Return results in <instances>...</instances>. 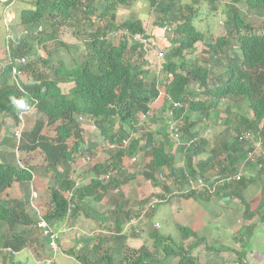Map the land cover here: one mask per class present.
<instances>
[{
  "label": "trees",
  "instance_id": "obj_1",
  "mask_svg": "<svg viewBox=\"0 0 264 264\" xmlns=\"http://www.w3.org/2000/svg\"><path fill=\"white\" fill-rule=\"evenodd\" d=\"M191 1L198 10L206 4V14L217 11L219 4L225 5L224 0ZM149 2L157 14L154 24L160 29L169 26L174 34L171 39L160 35L165 37L160 40L147 34L138 19L116 22L117 7L130 6L132 0H33L29 8L21 10L14 26L15 37L4 48L6 59L0 63V264H5L6 257L12 259L15 253L28 248V244H36L33 225L37 213L30 207L34 173L49 177L54 202V211L46 217L49 224L59 226L68 215L71 225L79 226L83 236L77 234L72 246L78 248L77 259L82 264H169L174 260L176 264H201L203 261L200 263V257L192 251L200 245L211 251L204 237L185 227L181 229L182 243L176 244L159 236L151 221L145 229L140 225L131 229V234L146 230L147 237L153 240L151 249L121 245L116 258L109 252L99 255L108 240L110 243L122 233L125 221L133 213L144 211L151 197H158L160 203L179 198L201 202L209 219L226 205L231 208L238 204L243 225L231 238L241 251L233 252L232 264H248L246 251L252 252L255 226L264 223V0H231L226 5L225 34L214 41L211 34L204 37L197 29L194 20L198 13L194 14L192 5L181 7L176 0ZM249 16L261 21H247ZM64 35L79 39L83 49L63 41ZM137 35L139 40L134 38ZM149 39L147 49L143 42ZM31 40L53 41L57 48L40 53L34 50ZM163 41L167 46L162 53L164 81L152 75L155 64L146 66L151 62L153 45L164 44ZM196 44L201 46L199 55L187 58V54L196 53ZM61 47L66 52L58 49ZM20 59H25V63ZM12 68L20 75L14 76ZM22 74L29 76V81L22 80ZM161 84L165 95L162 110L170 115L161 119L157 128L147 123L143 129L137 117L150 112ZM27 104L46 117V125L61 123L55 126L56 137L52 140L50 134H41L45 125L42 120L24 131L18 150H40L43 160L39 166L23 168L17 164L15 145L5 138L3 117L12 124L18 123V114ZM212 115L224 121L234 118L236 133L233 135L224 126L211 138L207 129ZM80 116L90 117L100 134L117 147L108 151L106 163H93L89 172L81 171L77 184L72 164L87 152L86 131L77 121ZM137 131L143 134L133 137ZM175 131L178 136L173 139ZM72 138L74 142L68 147L67 141ZM123 141L128 142L127 146L123 147ZM258 141L262 150L257 149L255 161L246 159V153L255 150L251 144ZM135 155L140 157L137 172L152 188H161L160 193L152 192L141 200L123 196L122 185L136 178V174H127L122 163L124 158ZM108 172L114 177L106 179V183L99 181ZM169 177L174 179L173 188L166 183ZM197 179L202 186L192 187ZM14 186L19 197L8 194ZM109 189H116V194L107 196ZM251 190L259 191L261 196L254 209L249 202ZM59 191L72 192V199L66 202ZM105 196L114 207L109 210V235L91 239L89 248L87 234L84 235L88 226L77 223L80 219H88L89 225L98 220L105 223L108 215L99 219L97 211L94 216L89 214L92 209L88 210ZM77 215L81 217L78 219ZM216 251L231 252L227 247ZM89 253L95 255L94 261H89ZM35 258L41 263L48 259Z\"/></svg>",
  "mask_w": 264,
  "mask_h": 264
},
{
  "label": "rangeland",
  "instance_id": "obj_2",
  "mask_svg": "<svg viewBox=\"0 0 264 264\" xmlns=\"http://www.w3.org/2000/svg\"><path fill=\"white\" fill-rule=\"evenodd\" d=\"M33 0H0V63L2 61H5L6 54L4 52V48L9 46L11 42L13 41L15 34H14V26L16 23H18L19 15L22 9L29 8L30 2ZM223 1V0H222ZM179 6L183 7L184 5H192V8L194 9V14L198 13L196 15V18L194 20V24L197 26V29L202 31L204 34V37H207L211 34L212 41H214L215 38L223 36L225 34L224 29V22L226 20L225 17V11H226V5H228L231 0H224L223 3L225 5H217L218 10L217 11H210V13H207L208 6L206 4H201L198 8L194 4H192L191 0H176ZM239 6V5H238ZM243 9V7H241ZM209 11V10H208ZM128 19H138L141 20L142 25L146 31V33L153 35L156 28V25L154 22L157 20V14L153 11L152 6L150 5L149 0H132V3L130 6H119L116 9V22L120 23ZM249 19L258 20L260 19L255 18L254 16H249L247 18V21ZM223 22V23H222ZM86 22L85 24H87ZM104 22L101 23V25ZM245 23V22H244ZM89 28V27H88ZM157 30V29H156ZM210 31V33H209ZM241 31L244 32L242 29ZM18 33H20L18 31ZM167 38L171 39L174 34L173 31L165 35ZM155 39V38H154ZM66 43H71L73 45H77L82 50L83 45L80 43V40L77 38H69V36L64 35V39ZM31 42L34 50L37 52L47 53V50H52L53 48H57V46H54L53 41H43L42 43H36V40L29 41ZM164 44L153 45V50L150 54L151 62H148L146 66L150 68V66L155 64V67H153L155 70L156 78L164 81L165 75L162 73L161 65L164 62V58H162L163 50L165 51V41H163ZM168 45V44H167ZM77 47V49H78ZM201 46L200 44H196V53L194 55L187 54V58H193L195 55H199L198 51L200 50ZM60 50H63L66 52L64 48H58ZM138 51V50H137ZM131 50H128L127 54L129 55ZM157 56V57H156ZM22 80L29 81L30 77L22 74L21 75ZM158 90L160 92L158 98L154 100L150 104V111L151 116H149V119H146L141 126H144L143 129H145L147 126L145 124H151V128H157L159 124L161 123V119H168L169 113L164 112L162 110L163 105V97L164 95V87L163 85L158 86ZM224 105L221 106L223 108ZM237 112V111H234ZM153 117V118H152ZM213 118L210 119L208 123V132L207 134L212 138L215 136V133L222 130L224 126H228L230 129V133L233 135L237 131V123L234 118L226 119L225 121L221 118H215L214 115H212ZM1 118V116H0ZM5 121L4 129L7 131L6 134L9 136H12L13 128L17 124H12L10 122V119L8 117H3ZM43 120L44 123L46 122V119L42 115H38L37 113H29L24 116V126L26 128L30 127V125L34 124L37 120ZM150 119H153L155 122H151ZM146 122V123H145ZM55 125L49 126L44 125L43 127V133L51 134L55 132ZM144 124V125H143ZM235 130V131H234ZM10 131V134L9 132ZM142 131V130H141ZM137 131V134H135L133 137L137 136L140 137L143 132ZM141 133V134H140ZM3 132L0 133V137H3ZM11 138V137H9ZM160 138V137H158ZM249 138V137H248ZM251 139V137H250ZM74 142V138L69 139L67 141L68 147L72 146V143ZM128 142H125L123 146H127ZM7 149V148H6ZM41 151L35 150L32 152L25 151L24 153H20V162L23 164L32 163L33 165L39 166L42 162L43 156L40 153ZM23 157H22V156ZM25 158V159H24ZM92 159L91 163H78L74 164L72 166L73 169V178H76L78 181H80L79 174L83 170V172L89 171V166L92 167L93 163L95 164L98 159ZM140 157H136V161H139ZM129 159L124 158L125 163V172L127 174H136V178L128 180L122 185V192L124 197H131L133 199H144L145 197L149 196L150 193H160V189H154L149 185V182L143 180L137 172V164L131 165L129 164ZM179 159V158H178ZM177 159V160H178ZM135 161V162H136ZM83 165V166H82ZM141 165V164H140ZM139 169V168H138ZM82 172V173H83ZM86 174L85 176H87ZM48 176H42L38 175L37 173H34V180L37 192L39 194V210L40 214L43 216L44 219L54 211V202L53 200V191L50 187V184L47 179ZM112 178V177H110ZM167 181V185L171 186L173 188L172 182L174 181L173 177H169ZM253 195L250 196L249 202L251 204V207L254 209L257 206V203L260 199V192L257 190H251ZM112 194L114 193L113 190H111ZM8 194L11 197H19L20 193L17 188V186H14L11 188V190L8 191ZM60 194V193H59ZM250 195V194H249ZM60 197H62L67 202V197L64 193L60 194ZM75 203V202H74ZM172 201L169 200V202H161L157 205L154 212L147 211L145 215H143V212L140 214L133 213V219H136L134 225H140L142 227H145L146 224L151 220V222H155L154 224L156 229V233L159 236L168 237L171 241L175 242L176 244H181L183 239V233L181 231L182 228H185L186 226L190 225L192 222V219H190L189 216L183 214L181 210H175V207L171 206ZM238 205V204H237ZM237 205H231V208L226 205L225 209H222L220 213L217 211L216 215L219 218L216 223H220L222 226H219L224 231L221 232L220 229L218 230H209L205 236H207L206 239V246L212 248L211 252H203L201 250H196L195 255L200 257V263L204 264L207 262V264H232V260L235 258L233 252H217L216 250H220L222 247H229L233 249L234 252H240L241 247L238 246L235 241H231L230 239V232H234L236 229H238L241 225H243L242 219L239 217V209L236 208ZM106 199L101 200V202L98 205H93V209L98 212V218L99 219H105L104 216L108 215V219H105V223L102 224L101 220L98 221H91L93 225L89 226L87 231L84 229V235L87 234L88 240L87 245L90 248L92 246L91 239L98 238L100 234L107 233L109 235V213L106 214ZM218 207V206H217ZM264 208V207H263ZM91 207L88 209L90 210ZM218 209H221L218 207ZM231 209V210H230ZM95 211L90 210L89 214L95 216ZM81 212V210H80ZM110 212V211H109ZM212 213L213 210L211 211ZM143 215V216H140ZM78 219L81 217L80 215H77ZM140 216V217H139ZM94 218V217H93ZM152 218V219H151ZM70 216H65L63 224L57 226L56 232L65 229L64 233H61L59 236V239L57 240V248L55 252L49 247V241L45 239L42 236V233L40 230H34V236L36 237V244H28V248L23 250L20 253H17L15 256L11 258L6 257L5 264H46L36 261L35 255L40 256L41 258H48L49 261L48 264H82L80 260L78 261L77 256H79L78 248H74L72 245L74 244L75 239L77 238V234L83 236V234L80 233V229L76 225H71ZM90 221L88 219H80L77 224L85 225L89 223ZM90 223V224H91ZM101 223V224H100ZM219 225V224H218ZM55 229L54 225H52ZM63 226V227H62ZM1 227V226H0ZM133 229V228H131ZM131 229H124L122 230V233L117 236V238L114 241L109 240L106 242V244L103 245L101 250L99 251V255L102 256L104 253H111L113 257L116 258V252H118V247L122 245V247H129L132 249H138L141 246L146 247L147 249H151L153 240L148 238L146 233H137L136 237L135 235L131 234ZM112 232V231H111ZM199 237L203 235V233H199ZM102 237V236H101ZM219 237V238H218ZM109 239V238H108ZM188 245V242H186ZM203 245H200L202 247ZM73 247V248H72ZM69 249H72V252H70ZM250 249L252 252H248L250 250H247L246 258L248 260V264H264V223H259L255 226L254 232H253V238L250 244ZM109 250V251H108ZM90 251V250H89ZM107 251V252H106ZM201 252V255H199ZM0 257L2 255V252L0 251ZM208 253V254H207ZM204 256H207L208 258L205 259ZM80 257L82 258V254H80ZM1 259V258H0ZM89 261H94L95 255L92 253H89L88 255ZM13 262V263H12ZM176 261L174 260L172 263L169 264H176ZM95 264H105L102 261L96 262Z\"/></svg>",
  "mask_w": 264,
  "mask_h": 264
},
{
  "label": "clouds",
  "instance_id": "obj_3",
  "mask_svg": "<svg viewBox=\"0 0 264 264\" xmlns=\"http://www.w3.org/2000/svg\"><path fill=\"white\" fill-rule=\"evenodd\" d=\"M157 1H163V0H157ZM165 1H167V0H165ZM157 29V28H156ZM155 29V31H154V34L153 35H151V36H154L155 38H157V39H160V40H164V38L166 37L165 35L166 34H168V33H170L171 32V30L169 29V26H165V27H162L161 29L160 28H158L157 30ZM160 31V33H159V31ZM148 34V33H147ZM160 35H164L165 37L163 38V37H161ZM137 36H139V35H137ZM137 36L136 37H134L135 38V40H139V38H137ZM149 41H151V39H149V40H147V41H144L143 43H144V47L145 48H149L150 47V44H149ZM153 43V42H152ZM151 54V53H150ZM150 54H149V56H150ZM157 57V56H156ZM19 62H21V63H25V59H20L19 60ZM12 73H13V75L14 76H16V75H20V74H18V72H16V69L15 68H12ZM64 85L65 84H63L62 85V87L64 88ZM31 114V113H37L36 112V107H34L33 105H29V104H27V105H25L24 106V108L21 110V112L18 114V123H16L17 125L13 128V131H12V136H9V135H7L5 138H8V139H10L11 141H12V143L15 145V147H14V150H15V154H16V156L18 157V165L20 166V167H23V168H26V166H31V165H33L32 163H28L29 165H27V164H23V163H21L20 162V153H24L26 150H18V145H19V143L20 142H22L23 143V141H24V137H23V133H24V131H26V130H30V129H33V126H34V124L36 123V122H34V124H32V125H30V127H28V128H26V126H24V116L27 114ZM149 116H151V111L149 112V113H146V114H144V113H142V114H139L138 115V117H137V119L140 121V124H142L144 121H146V119H149ZM44 117V116H43ZM45 119H46V117H44ZM40 120V119H39ZM43 121V120H42ZM77 121H79L80 122V128L81 129H83V130H85L86 131V137H85V139H84V146L86 147V149H87V152H86V154L85 155H83V156H81L80 157V160L77 162V163H74V164H78V163H86V162H88L89 164L91 163V161H92V159H95V157H97L96 159H98V161L97 162H99V163H106V160L109 158V156H108V151L109 150H111V149H113V148H115V147H117V144H115V143H113V144H109V142L104 138V136H102L101 134H100V132H99V128H97L96 126H95V124H94V122H92L93 120H91V122H90V117H88V116H80V117H78L77 118ZM46 122H47V120H46ZM46 122H45V125H46ZM57 125H59L60 123H61V121H57ZM114 131H116V129H114ZM9 134H10V131H9ZM41 134H44L43 133V130H42V132H41ZM178 135H177V133H176V131H175V133H173V135L171 136L173 139H176V137H177ZM9 137H11V138H9ZM56 137V130H55V132H54V135H53V133H51L50 134V138H51V140L52 139H54ZM126 141H123L122 143H123V145H124V143H125ZM123 147H125V146H123ZM40 151V150H39ZM22 156V155H21ZM23 157V156H22ZM136 157L138 158V156H130V159H129V164H131V165H135V164H137L138 163V161H136ZM25 159V158H24ZM43 160V159H42ZM136 161V162H135ZM96 162V163H97ZM74 164H72V166L74 165ZM83 166V165H82ZM122 166H123V168L125 169V163L123 162L122 163ZM90 169H91V167L89 166V171H90ZM83 171V170H82ZM88 171V172H89ZM72 172H73V169H72ZM86 172V171H85ZM34 173V172H33ZM84 173V172H83ZM33 176H32V180L30 181V195H31V197H30V207L34 210V212H36L37 213V219L35 220V225H33V226H36V229L37 230H40L38 227H37V221H38V219L39 218H41V219H43L47 224H48V226L57 234V239L55 240V249H53L51 246H50V238L49 237H47V236H45V235H43V233H42V231H41V233H42V236L44 237V238H47L48 239V241H49V247L53 250V252H55V250H56V248H57V240L59 239V236H60V234L61 233H64L65 232V229L63 228V229H61V230H59V231H57L56 232V229H57V226L56 225H54V227H55V229L53 228V226L51 225V224H49V222L46 220V219H44L43 218V216L40 214L41 212H40V210H39V208L38 207H40L39 206V202L37 201V200H39V194H38V192H37V189H36V185H35V180H34V174H32ZM38 175H41V174H39L38 173ZM43 176V175H42ZM87 177V176H86ZM109 177H114V175L112 174V173H110L109 174V172L106 174V175H104V176H100L99 177V181H103V182H105L106 183V179H109ZM47 178H49V177H47ZM74 180H77L76 178H74ZM198 180H200V179H197L194 183H193V186L192 187H194V185H196L197 184V181ZM80 183V181H78L77 180V184H79ZM203 184V183H202ZM202 186V185H201ZM195 187H199L198 185L197 186H195ZM121 190H122V187H121ZM114 191V193H115V191H116V189L115 190H113ZM109 192L112 194V192H111V190L109 189V190H107L106 191V193H107V196H109ZM33 193H35L36 194V197L35 198H33ZM59 193L61 194V193H64L65 195H66V197H67V202H69L71 199H72V196H73V193L72 192H61V191H59ZM123 193V192H122ZM107 196H105L104 198H102V200L103 199H106V197ZM152 198H156V199H158V197H151L150 198V200L152 199ZM150 200H149V202H150ZM74 201H75V199H74ZM101 202V201H100ZM148 202V203H149ZM158 203H160V200L158 199V202L155 204V205H157ZM147 205V204H146ZM155 205L152 207V208H154L155 207ZM152 208H148L147 210H144L143 211V215H145V213L147 212V211H150V210H152ZM142 213V212H141ZM143 215H140V216H143ZM139 216V217H140ZM152 219V218H151ZM129 221H132L131 222V224H129L128 222ZM135 221H136V219H133V217H131L129 220H127V221H125V223H124V229H131V228H133L132 226L135 224ZM151 221V220H150ZM149 221V222H150ZM63 227V226H62ZM144 229H145V227H144ZM135 233H138V231L136 230V232H133V235H135ZM232 241V240H231ZM225 247V246H224ZM224 247H222V248H224ZM204 248V245L202 246V247H198L197 249H195V250H193L192 251V254L194 255V256H197V255H195V251L196 250H201V251H205V252H208V251H206V249L204 250L203 249ZM207 248H210V247H207ZM222 248L220 249V250H222ZM210 249H212V248H210ZM228 249L231 251V252H234L233 251V249H231V248H229L228 247ZM25 250V249H24ZM1 251V250H0ZM212 251V250H211ZM210 251V252H211ZM219 251V250H218ZM2 252V251H1ZM22 252V251H21ZM18 253H20V252H18ZM1 254V253H0ZM17 253H15L13 256H15ZM199 255H201V252H200V254ZM48 260L47 261H45V262H42V263H46V264H48ZM13 263V262H12Z\"/></svg>",
  "mask_w": 264,
  "mask_h": 264
},
{
  "label": "crops",
  "instance_id": "obj_4",
  "mask_svg": "<svg viewBox=\"0 0 264 264\" xmlns=\"http://www.w3.org/2000/svg\"><path fill=\"white\" fill-rule=\"evenodd\" d=\"M127 198L133 199L129 196ZM106 203H107V206H106L105 210H106V214H107V213H109V210L114 209V207L108 204L107 198H106ZM98 204L99 203H97L95 205H98ZM171 206L175 207V210H181L183 212V214L189 216L190 219H192V222L190 223V225H188L186 227L192 228L194 231H196L198 236H200L199 233H203V235L201 237L205 238V242L207 239V236H205V234H207L209 232V230L213 231V230L220 229L221 232L224 231V228H223V230L221 228H219V226H222V225L220 223H216L219 219L216 215L212 219H209V217H208L209 214H208L207 210H205L203 208L204 206L201 202L197 203L196 201H194L192 199L179 198V199L173 201ZM91 209L94 210L93 207H91ZM153 223L156 224L154 221H153ZM85 225H87L89 227L92 224H90V225L85 224ZM77 227L79 228V226H77ZM143 232L146 233V230L145 231L143 230ZM230 233L232 234L233 232H230ZM136 234L137 233H135V237H136ZM231 234H230V239L232 240Z\"/></svg>",
  "mask_w": 264,
  "mask_h": 264
},
{
  "label": "built area",
  "instance_id": "obj_5",
  "mask_svg": "<svg viewBox=\"0 0 264 264\" xmlns=\"http://www.w3.org/2000/svg\"><path fill=\"white\" fill-rule=\"evenodd\" d=\"M137 38H139V36H137ZM245 137V136H244ZM247 138V137H245ZM254 147V151H248L246 153V159H251L253 161H255V156H256V151L257 149H261V142H254L253 144H251ZM262 150V149H261ZM260 150V152H261ZM262 154H264L263 150H262ZM201 186L202 185V181L198 180L197 184L194 186ZM36 197V194L33 193V198ZM158 202V199L156 198H152L150 200V202L144 206V210H147L148 208H152L156 203ZM132 221H129L128 223L131 224ZM37 227L42 231L43 235L47 236L50 238V246L55 249V240L57 239V234L48 226V224L41 218L38 219L37 221Z\"/></svg>",
  "mask_w": 264,
  "mask_h": 264
}]
</instances>
